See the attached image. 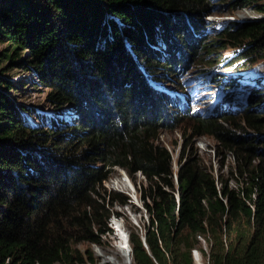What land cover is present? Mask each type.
<instances>
[{"label":"trees","instance_id":"1","mask_svg":"<svg viewBox=\"0 0 264 264\" xmlns=\"http://www.w3.org/2000/svg\"><path fill=\"white\" fill-rule=\"evenodd\" d=\"M223 5L261 18L210 38L206 18ZM0 44V264H96L92 247L128 201L103 187L114 168L148 216L128 233L131 264H195L193 250L196 264H264V175L245 166L248 185L231 190L183 152L174 172L158 141L185 117L235 158L256 142L264 155V78L244 91L245 126L226 99L192 111L200 86L184 79L192 61L225 62L227 46L245 71L264 62V0H0ZM11 71L47 90L46 114L14 107ZM66 106L75 124L60 117Z\"/></svg>","mask_w":264,"mask_h":264},{"label":"rangeland","instance_id":"2","mask_svg":"<svg viewBox=\"0 0 264 264\" xmlns=\"http://www.w3.org/2000/svg\"><path fill=\"white\" fill-rule=\"evenodd\" d=\"M221 1L224 0H212L214 3H221ZM212 12L213 13L206 18L209 27L207 34L210 38L218 34L219 24L226 22L255 21L261 18V15L257 14L252 8L230 11L226 5H223L215 7V10ZM159 44L161 45V43ZM2 47L3 45L0 44V49ZM227 47L228 48L223 53V56L227 57L225 62L206 64L201 61H192L190 63L192 67L189 69V73L185 75L184 79L187 81L193 80V86L199 84L200 94H198L193 101L189 102V105L192 111L206 110L215 102H220L221 99L226 96L227 101L232 102L231 106L237 117L235 122H240V125L243 126L245 123L243 117L240 116L238 111L244 102V89H231L228 87L230 84L227 82H233L234 79H238L239 81L241 80L240 82L242 86L253 85L258 78H264V62H260L254 66L253 69L245 71L239 68V64L232 63L233 60L231 57L234 55L235 51L230 49V46ZM161 48L163 49L162 45ZM16 72L18 73L16 74ZM16 72L14 73V71H11L8 75L9 78H11L13 88H15L14 92L10 93L9 96L14 107L16 106L19 110L26 107L27 109L36 110L40 114H46V111L49 110V108L46 107L48 104L45 101L47 90L39 85L38 80L34 76L23 75L19 71ZM209 74V77L202 78V76ZM237 75L241 78H234ZM200 77L201 79H199ZM213 79L214 81L209 82V80ZM165 85L169 86L167 84ZM227 89L231 92L227 93ZM244 105H246V102ZM63 108L59 110L61 111L60 117L64 118L67 123L75 124L72 117L67 118L71 116L70 112H68L69 110H66L69 107L66 106V108ZM188 120V118L184 117L174 130H160L159 132V143L163 144L169 151H171V162L174 172L178 168V155L183 152L184 157L189 153L191 157L196 158V160H198L208 172H211L212 175L217 178L219 182L218 186L226 184L228 189L231 190H237L238 186L243 187L248 185L249 182L247 177H241L239 175V172L245 166L253 168V170L259 175H264V155L255 153L256 149L263 147L262 142H256L251 145L252 151H249L245 155V159L240 157L235 158L233 154L230 153L231 151L229 149H225L221 143L216 140L215 136H195L191 134V123ZM219 121L220 119L217 122ZM220 124L224 127L232 128L228 121L222 120V122L220 121ZM144 181V176L140 174L136 176L135 182L137 185L139 182L142 184ZM103 187L107 192L119 193L126 196L128 201L124 205L115 204L113 206V211L118 215L111 216L108 221V225H110L109 227L112 231L103 236L100 247L93 246L91 250L94 254L96 264H105L102 263L104 257L111 259L112 262L114 261V264H124L122 254L118 257H113L114 250L117 249L122 251L121 242L123 239L128 236V233L133 228L142 231L144 226H147L148 224V216L145 209L142 207L136 191L138 186L136 188L134 187L132 181L127 177L124 170L114 168L107 181L103 183ZM116 227H122L126 235L123 234L122 229L115 231ZM75 248L88 257L87 244H78L75 245ZM129 253L131 255V251ZM198 256H200V254H198ZM200 262L204 264L201 259ZM194 263L196 264L195 261Z\"/></svg>","mask_w":264,"mask_h":264},{"label":"bare ground","instance_id":"3","mask_svg":"<svg viewBox=\"0 0 264 264\" xmlns=\"http://www.w3.org/2000/svg\"><path fill=\"white\" fill-rule=\"evenodd\" d=\"M125 241H126V237H125V239H123L122 243H124ZM121 248H122V251L121 250H117V249L114 250L113 257H118L119 255L122 254V256L124 258V264H131V260H130V256L131 255L129 253L130 252L129 246H127V250H126V246H123V244H121ZM113 262H112L111 259L104 257L102 263H105V264H114Z\"/></svg>","mask_w":264,"mask_h":264},{"label":"clouds","instance_id":"4","mask_svg":"<svg viewBox=\"0 0 264 264\" xmlns=\"http://www.w3.org/2000/svg\"><path fill=\"white\" fill-rule=\"evenodd\" d=\"M241 88L244 89V91H245L246 89H248V88H250V87H249V86H242V85H241V86H238L235 90H237V89L239 90V89H241ZM244 91H243V95H244ZM222 99H226V100H227V98H226L225 96H224ZM230 102H231V101H230ZM214 104H216V102H215ZM214 104H213V105H214ZM231 104H232V102H231ZM206 110H208V109H206ZM240 112H242V110H239V111H238V113H240ZM221 117H222V114H220L219 116H216L215 118H216L217 121H218ZM215 118H214V119H215ZM220 121L222 122L221 119H220ZM220 121H219V122H220ZM109 226H110V225H109ZM121 229H122L123 234L126 235V234L124 233V230H123L122 227H116L115 231H119V230H121ZM115 234H116V233H115ZM121 243H122V242H121ZM122 244H123V246H126V247L128 246V245H127V244H128V243H127V236H126V241H125L124 243H122ZM193 252L196 253L197 251L193 250L192 253H193ZM195 253H193V256H194ZM197 253H198V252H197Z\"/></svg>","mask_w":264,"mask_h":264},{"label":"water","instance_id":"5","mask_svg":"<svg viewBox=\"0 0 264 264\" xmlns=\"http://www.w3.org/2000/svg\"><path fill=\"white\" fill-rule=\"evenodd\" d=\"M141 239H142V241L144 242V236H143V235L141 236ZM127 245H128V244H127ZM193 257H194V261H196V262H197V261L199 260V258H200V256H198V253H197V252L194 254Z\"/></svg>","mask_w":264,"mask_h":264},{"label":"built area","instance_id":"6","mask_svg":"<svg viewBox=\"0 0 264 264\" xmlns=\"http://www.w3.org/2000/svg\"><path fill=\"white\" fill-rule=\"evenodd\" d=\"M193 253H195V252H193Z\"/></svg>","mask_w":264,"mask_h":264}]
</instances>
